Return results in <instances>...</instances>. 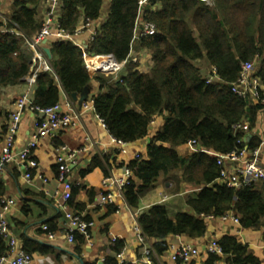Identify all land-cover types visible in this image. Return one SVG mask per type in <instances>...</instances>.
<instances>
[{
	"label": "trees",
	"instance_id": "obj_1",
	"mask_svg": "<svg viewBox=\"0 0 264 264\" xmlns=\"http://www.w3.org/2000/svg\"><path fill=\"white\" fill-rule=\"evenodd\" d=\"M43 0H16L14 11L8 18V28L21 31L26 39L11 33L0 34V86L22 83L33 66V52L27 40L37 34L42 26L37 19ZM156 3L157 11L150 10ZM103 0H62L58 26L63 32L73 34L80 23L100 18ZM107 19L88 40L85 52L89 55H111L116 62L126 61L119 79L101 74L90 75L85 66L83 50L69 40L49 43L52 72H38L33 103L48 107L60 102L62 93L71 97L80 95L92 81L99 84L100 92L91 97L95 113L104 121L109 134L125 143L137 141L148 134L156 114L165 113L162 127L151 137L147 158H135L128 164L132 179L124 189V200L132 208L153 190L159 181L169 183L171 195L179 193L180 183L199 188L195 197L186 196L189 212H179L174 220L169 216V202L155 204L141 212L138 222L153 244L158 256L166 253L169 235H186L200 238L206 232V217L218 218L232 212L242 228H262L264 231V185L253 182L240 189L216 183L220 168L216 154H225L241 146L256 147L260 139L253 135L247 142L246 132L234 126L242 120L249 122V134L255 129L262 104L232 92V84L239 76L241 64L257 60L255 75L264 85V0H150L138 14V0H111ZM139 15V16H138ZM150 22L155 33L139 39L140 49L148 52L151 64L147 72L136 69L129 60L135 21ZM82 21V22H81ZM206 59L222 82L207 83L197 61ZM36 68V66H35ZM196 140L205 151L180 156L175 148ZM105 157L96 156L83 177L99 167L107 174ZM79 186L72 188L70 205L81 213L86 204L74 203L73 195ZM6 191L0 174V198ZM93 198H89L91 203ZM110 213L115 208L108 206ZM23 211L27 213L26 207ZM89 220L88 217H85ZM49 230L56 224L47 221ZM264 239V233H263ZM223 249L227 264H261L246 245L234 236L217 240ZM79 254L85 243L75 234ZM124 246L117 241L112 247L119 252ZM23 248L28 253L52 256V247L35 244L24 239ZM8 246L0 238V256ZM221 257L209 254L205 264H215ZM105 264H116V258H107ZM90 264V263H83ZM122 264H133L125 262ZM193 264V263H190Z\"/></svg>",
	"mask_w": 264,
	"mask_h": 264
},
{
	"label": "crops",
	"instance_id": "obj_2",
	"mask_svg": "<svg viewBox=\"0 0 264 264\" xmlns=\"http://www.w3.org/2000/svg\"><path fill=\"white\" fill-rule=\"evenodd\" d=\"M15 1L0 0V18L8 20L14 11ZM110 2L111 0H103L100 18L93 23L94 28L107 19ZM160 8L161 4L156 3L150 7V10L157 11ZM46 10L47 6L42 1L37 13V19L41 23L45 17ZM90 38L91 36H89L88 32L83 31L73 35L70 41L75 42L77 45L85 46ZM54 40L57 39L54 36H50L47 39V43L42 45L43 48L44 46L48 47L49 43ZM139 45V38H136L130 50L128 61L136 64L137 70L147 72L151 64L150 55L146 50L140 49ZM196 64L203 74L210 76L213 67L206 59L199 60ZM25 78L22 83L0 86V152L5 143L10 114L15 109L16 100L24 93L30 95L31 98L34 96L36 86H28ZM214 82L220 83L222 80L219 77H215ZM99 92V84L92 81L86 101H90L91 97ZM80 97L81 94L77 95L78 100ZM70 98L73 101L71 106L78 110V101L73 100L72 97ZM63 101L64 97L62 96L61 104H63ZM62 109L67 111L66 106H63ZM164 115L165 113L163 112L154 116L150 123L148 134L145 137L119 145L112 142L111 135L96 118L94 111L87 110L81 113L79 119L73 125L58 132L56 136L39 140L34 150V157L38 167L32 172L31 179H26L24 171L15 164H9L1 173L6 185V191L2 197L13 201L7 212V219L10 230L17 238L19 244L23 247L24 239H27L35 244L52 247L54 251L51 253L52 256L49 257L53 264H105L104 262L107 258H115L116 252L112 250L115 243L111 242V238L112 236H117L119 241L124 244L125 260L127 262L135 261L140 256V249L134 238L132 215L140 214L152 205L169 202V207H172V210L177 208V211H173V216H170L174 220L177 213L187 212L185 211L186 196L195 197L199 191V188L182 182L180 183L179 193L171 195L166 191L170 184L159 181L153 190L140 198L139 207L132 209L118 194L117 186L110 185L105 181L110 176H122L126 171H129L130 179L136 185L141 184V181L135 178L128 169V164L135 159L136 155L142 159L147 158L148 141L162 127ZM35 120L36 113L30 108H25L15 136V151L21 150L31 138V134L35 130ZM253 135L260 140L264 138V109L259 114L257 125L249 136L252 137ZM61 147H66L71 151H78L76 162L71 165L67 179L72 183V188L79 186L73 195L72 201L86 204L85 209L81 213L70 205L71 197L65 209L59 207V204L64 203L63 185L57 179V156ZM175 150L180 156L205 151L199 145L192 146L188 143L176 147ZM96 156L106 158L107 163L104 166L107 174L101 168L95 167L91 173L82 177L80 172L86 170ZM106 192L113 193L114 202L110 205L98 206L96 204L97 200ZM164 196L168 197L166 202H162ZM90 197L93 198L91 203L89 202ZM23 206L26 207L27 213L23 211ZM108 206L115 208L114 212L110 213ZM64 210L83 214V216L94 222V226L90 230L89 241H85L79 254L75 253L76 243H69L66 240V216ZM228 213L233 214L232 212ZM47 221H53L56 224L55 237L53 239H49L46 232L42 230V225ZM206 225V232L202 237L190 238L186 235H169L165 239L167 245L177 241L179 238L182 241L190 242L199 250V255L190 263L205 264L209 255L205 251V245L211 240H218L223 236L229 235L236 237L243 245H246L248 250L261 261V264H264V231L262 228H242L240 223H234L232 220L222 221L219 217L206 219ZM4 242L7 245L5 239ZM149 242L153 245L157 240L150 238ZM220 257L221 259L216 261L215 264H227L224 256ZM156 260L157 264H175L169 259L167 253L160 256L156 254Z\"/></svg>",
	"mask_w": 264,
	"mask_h": 264
},
{
	"label": "built area",
	"instance_id": "obj_3",
	"mask_svg": "<svg viewBox=\"0 0 264 264\" xmlns=\"http://www.w3.org/2000/svg\"><path fill=\"white\" fill-rule=\"evenodd\" d=\"M47 6L45 17L42 22V26L37 34H35L30 40H27L28 48L33 52V64L32 70L26 81L28 86L36 85V79L38 72H52V68L49 64V58L46 56L43 48V40L48 39L50 36H54L57 40H71L73 35H77L83 31H87L89 36H92L95 29L91 20L82 22L78 26L75 32L71 35L63 32L59 29L58 18L60 16V9L62 6V0H43ZM213 0H207V4L212 6ZM150 5V0H138V14L142 12L144 6ZM139 14V15H140ZM138 15V16H139ZM140 17L135 21L134 35L131 41V48L136 38L146 37L153 35L156 31L155 26L150 22H141ZM8 20L0 18V34L11 33L17 38H24V34L16 28H8ZM73 42V41H72ZM75 43V42H74ZM83 50V58L85 66L90 75H105L111 76L114 81L119 79L121 71L124 68L125 61L118 63L111 55H89L85 52L86 47L78 45ZM257 60L245 61L241 64L239 76L232 84V92L249 99L253 104H262L264 106V85L260 79L255 75ZM36 66V68H35ZM217 77L215 69L212 70L210 76L207 77L206 82H214V78ZM64 97L63 104L58 102L52 106L39 107L34 105L33 98L27 93L22 94L15 102V109L10 114V119L5 136V143L0 152V174L6 169L9 164H15L18 168L24 171V177L31 179L32 172L37 169L38 163L34 157V150L38 145L40 139L52 138L56 134L77 121L82 112L87 110H93V101H85L76 109L73 101L69 96L62 93ZM63 106H66L67 111L63 110ZM25 108H30L36 113V120L34 122V132L31 134V138L26 145L19 151H15V136L19 127L21 115ZM95 113V111H94ZM96 118L101 125L106 128L104 121L95 113ZM236 130H243L249 134V122L248 120H242L234 126ZM248 136L243 140L247 142ZM112 137V136H111ZM112 142L119 145L126 144L123 141L117 140L112 137ZM192 146L197 145L196 140H190L187 142ZM57 156L58 174L57 179L63 185V204H59L60 208H66L72 194V183L68 181L67 175L70 172L71 165L76 162L78 151H71L66 147H61ZM210 155L215 156L216 164L220 168L219 176L216 179V183L225 185L228 188L240 189L243 186L251 184L253 182L260 181L264 185V138H262L259 144L254 148L241 146L225 154H216L212 151H207ZM135 158H139L138 155ZM41 178V176L39 175ZM105 181L110 185H116L118 194L124 200V189L130 182V172L126 171L122 176H110ZM168 200L167 196L162 198V202ZM114 202V196L111 192L102 194L97 200L98 206L110 205ZM13 201L4 197L0 198V238H3L7 242V252L0 256V264H53V261L47 255L39 253H28L19 244L17 238L12 234L9 221L7 219V212ZM66 216L65 235L66 240L69 243L75 242V234H80L84 237L85 241H89L90 230L94 226L92 220H88L83 214L64 210ZM139 214H133V233L136 243L140 249V256L133 262V264H157L156 252L153 245L149 242L148 237L143 233L141 226L138 222ZM212 216L206 217L211 219ZM222 221L232 220L234 223L239 224L238 217L233 214L225 213L219 217ZM42 230L46 232L49 239L55 237V233L50 231L46 224L42 225ZM178 236V235H177ZM119 241L117 236H112L111 242L116 243ZM166 253L169 259L175 264H188L194 258L199 255L198 248L187 241H182L180 238L175 242H171L167 245ZM205 251L208 254L217 256H223V249L217 242V240H211L205 245ZM125 247L123 246L119 252L116 253L115 258L117 264L127 262L124 258Z\"/></svg>",
	"mask_w": 264,
	"mask_h": 264
},
{
	"label": "water",
	"instance_id": "obj_4",
	"mask_svg": "<svg viewBox=\"0 0 264 264\" xmlns=\"http://www.w3.org/2000/svg\"><path fill=\"white\" fill-rule=\"evenodd\" d=\"M47 43V39L43 40L42 44L45 45ZM85 47L87 48V45H85ZM44 52L46 54V56L48 58H51V52H50V49L49 47L47 46H44ZM35 65V63L33 64ZM88 93H89V88H85L83 93L81 94V97L79 98V100L77 99V95L76 94H73L71 97L73 100H77L78 101V105L81 106V104L87 100V97H88ZM251 136H248L247 138V141L250 139Z\"/></svg>",
	"mask_w": 264,
	"mask_h": 264
},
{
	"label": "rangeland",
	"instance_id": "obj_5",
	"mask_svg": "<svg viewBox=\"0 0 264 264\" xmlns=\"http://www.w3.org/2000/svg\"><path fill=\"white\" fill-rule=\"evenodd\" d=\"M212 4H213V2H212ZM256 63H257V62H256ZM257 65H258V63H257ZM184 196H185V195H184ZM155 197H156V196H155ZM171 208H172V207H168V209H169V211H168L169 216H173V211H174V212L177 211V208H175L174 210H172ZM170 209H171L172 211H171ZM185 209H186L185 211L189 212V209H188V207H187L186 205H185Z\"/></svg>",
	"mask_w": 264,
	"mask_h": 264
}]
</instances>
